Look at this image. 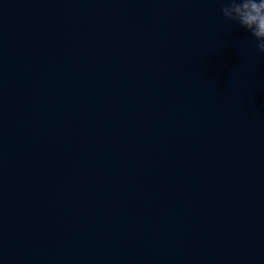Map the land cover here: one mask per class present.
<instances>
[{
  "label": "water",
  "instance_id": "obj_1",
  "mask_svg": "<svg viewBox=\"0 0 264 264\" xmlns=\"http://www.w3.org/2000/svg\"><path fill=\"white\" fill-rule=\"evenodd\" d=\"M221 0H0V264H264V57Z\"/></svg>",
  "mask_w": 264,
  "mask_h": 264
},
{
  "label": "clouds",
  "instance_id": "obj_2",
  "mask_svg": "<svg viewBox=\"0 0 264 264\" xmlns=\"http://www.w3.org/2000/svg\"><path fill=\"white\" fill-rule=\"evenodd\" d=\"M227 21L244 27L254 37V45L264 57V0H221Z\"/></svg>",
  "mask_w": 264,
  "mask_h": 264
}]
</instances>
